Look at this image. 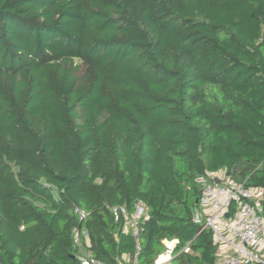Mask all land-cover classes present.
Segmentation results:
<instances>
[{"label": "trees", "instance_id": "obj_1", "mask_svg": "<svg viewBox=\"0 0 264 264\" xmlns=\"http://www.w3.org/2000/svg\"><path fill=\"white\" fill-rule=\"evenodd\" d=\"M263 30L264 0H0V264H80L74 228L131 264L110 207L138 200V264L165 238L214 264L199 175L261 187L264 216Z\"/></svg>", "mask_w": 264, "mask_h": 264}, {"label": "built area", "instance_id": "obj_2", "mask_svg": "<svg viewBox=\"0 0 264 264\" xmlns=\"http://www.w3.org/2000/svg\"><path fill=\"white\" fill-rule=\"evenodd\" d=\"M196 181L201 195L198 201L199 208L194 212L193 221L201 224L200 230L207 227L213 233L218 244L219 255L214 264H264L262 188L249 186L244 181H237L230 176H218L215 173L199 175ZM110 209L115 220H125V230L130 231L135 237L136 252L131 264H138L135 257L140 246V222L147 218L146 204L141 200L136 201L130 213L124 205L111 206ZM74 212L78 214L79 219L84 217V211L79 207H75ZM226 212L227 217L224 216ZM73 233L79 248V254L76 257L80 264H106L97 259L81 243L78 230L74 228ZM83 234L87 236L85 231ZM162 243L163 249L154 259L153 264H178L175 257L189 251L190 241L180 248L177 247L178 239L176 238H165ZM85 244H88L87 240ZM220 244L229 246L231 252L223 253Z\"/></svg>", "mask_w": 264, "mask_h": 264}, {"label": "rangeland", "instance_id": "obj_3", "mask_svg": "<svg viewBox=\"0 0 264 264\" xmlns=\"http://www.w3.org/2000/svg\"><path fill=\"white\" fill-rule=\"evenodd\" d=\"M221 245V251L223 252V253H227V252H231V248L229 247V246H227V245H223V244H220ZM218 252V251H217ZM219 255H218V253H217V256H216V258L218 257ZM264 258V257H263Z\"/></svg>", "mask_w": 264, "mask_h": 264}, {"label": "crops", "instance_id": "obj_4", "mask_svg": "<svg viewBox=\"0 0 264 264\" xmlns=\"http://www.w3.org/2000/svg\"><path fill=\"white\" fill-rule=\"evenodd\" d=\"M215 174L218 176H225V173L223 171H217L215 172Z\"/></svg>", "mask_w": 264, "mask_h": 264}, {"label": "water", "instance_id": "obj_5", "mask_svg": "<svg viewBox=\"0 0 264 264\" xmlns=\"http://www.w3.org/2000/svg\"><path fill=\"white\" fill-rule=\"evenodd\" d=\"M225 175H226V176H229V171H226ZM224 216L227 217V216H228V213L226 212V213L224 214Z\"/></svg>", "mask_w": 264, "mask_h": 264}, {"label": "clouds", "instance_id": "obj_6", "mask_svg": "<svg viewBox=\"0 0 264 264\" xmlns=\"http://www.w3.org/2000/svg\"><path fill=\"white\" fill-rule=\"evenodd\" d=\"M226 176V175H225Z\"/></svg>", "mask_w": 264, "mask_h": 264}]
</instances>
